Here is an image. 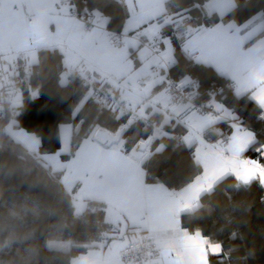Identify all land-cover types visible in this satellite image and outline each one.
<instances>
[{
    "label": "snow or ice",
    "instance_id": "6c2138e0",
    "mask_svg": "<svg viewBox=\"0 0 264 264\" xmlns=\"http://www.w3.org/2000/svg\"><path fill=\"white\" fill-rule=\"evenodd\" d=\"M118 3L122 15L113 27L106 0H0V118L9 121L0 127V264H47L33 246L37 240H44L56 264H210L225 246L201 228L182 226L181 217L198 218L203 201L230 176L238 189L253 182L264 189V140L235 108L216 99L223 100L224 88L212 85L202 102V82L188 74L192 65L213 72L235 97L256 105L264 120V0H193L190 7L178 0ZM177 42L187 67L178 62ZM49 51L59 54L49 69L58 84L82 85L71 116L80 114L84 124L87 105L96 117L82 139L80 125L60 124L52 151L41 149L42 133L19 125L25 98L13 80L18 67L25 82L43 78L41 54ZM170 70L180 73L178 84ZM185 88L191 89L186 95ZM26 90L29 99L40 95L30 84ZM122 117L115 130L101 127ZM220 123L229 132L216 129ZM177 126L187 134L166 130ZM210 132L215 143L207 140ZM167 140L195 148L194 174L169 175L180 161L157 159ZM250 151L255 155H246ZM33 173L35 180L29 179ZM101 210L109 231L85 244L67 238L69 219L87 223L89 212ZM37 223L42 227H33ZM73 248L86 251L69 260Z\"/></svg>",
    "mask_w": 264,
    "mask_h": 264
},
{
    "label": "trees",
    "instance_id": "16d2710c",
    "mask_svg": "<svg viewBox=\"0 0 264 264\" xmlns=\"http://www.w3.org/2000/svg\"><path fill=\"white\" fill-rule=\"evenodd\" d=\"M179 3L190 7L193 0H178ZM79 5H83L85 0H77ZM89 5L94 3V0H87ZM107 15L111 16L110 25L115 26L119 23V18L122 15V7L118 0H106ZM195 12V10H193ZM231 18V17H227ZM177 49L178 62L181 68L187 67L189 61L182 53L178 46V42L174 43ZM42 68L44 71L43 78L33 77L25 82L23 77L24 73L21 70L19 75L14 76L13 80L16 86L21 89L22 96L25 98L23 102V112L17 117L19 125L27 131H39L43 134L41 149L42 150H56L58 141L54 137V132L58 129L61 123L70 122L73 125H80L79 138L84 137V133L88 130L92 120L96 117L93 115V110L86 105L84 111L88 113L89 119L80 124L83 117L77 114L76 117L71 116V108L76 104V91L82 89L81 83L72 81L69 85L61 87L58 84L56 76L49 71L55 69L56 65L60 62L59 54L48 52L41 54ZM170 76L173 80L179 82L181 75L176 70H170ZM188 74L194 78L201 80L200 92L202 93L199 100L206 102L209 97L207 92L211 91V86L215 85L217 89L224 88L223 100L218 95L217 100H220L226 107L235 108L237 113L242 116L246 122L252 126L253 130L257 132L258 139L264 140V120L258 119L260 109L252 102L244 97H235L231 90L227 89L226 84L222 82V78L214 77L213 72L202 69L200 66L192 65L189 68ZM30 84L32 90H39L40 95L35 100L29 99L30 92L26 90V86ZM3 106L7 107V102L3 101ZM7 120L0 118V127H5ZM121 121H108L101 122V127H107L110 131L119 127ZM222 132H229L228 125L220 123L215 126ZM173 136H180L184 129L182 126H177L175 129H168ZM133 135L130 130L126 133L127 136ZM146 138V136H145ZM210 140H216L218 137L215 132H210L207 135ZM3 139V137H0ZM76 136L73 137L75 141ZM158 141L153 143V150L158 146ZM167 147L163 154H158L157 159L163 157H171L173 164L180 161L179 169L172 167L169 175L173 176L176 180L181 179L183 176H190L195 173V168L191 167V155L193 148L189 149L186 145L177 148L175 141L167 140ZM75 148V143H73ZM67 154L62 156L66 158ZM246 155L254 156L253 152H248ZM154 171L159 172V168H153ZM177 172L182 175H178ZM38 174L33 173L29 179H37ZM237 181L234 177H228L219 186L217 191L209 199L203 201L205 207L201 210L197 217H181L182 226L193 230L201 228L205 234L211 235L214 240L221 242L224 247L223 261L224 264H264V189L260 187L258 182L248 188L238 189L236 187ZM4 185H0V196L4 195ZM22 190H26L23 189ZM40 195V193H34ZM219 205V207H216ZM209 209H213L209 214ZM105 214L103 211L96 213L89 212L87 214V223L69 219L68 223L72 227V235L67 237L77 244L88 243L90 239L94 238L97 232L109 231L112 227L110 224L105 223ZM54 223V222H53ZM233 233L237 234V239L233 240ZM86 249L73 248L71 255L68 257L78 255L85 252ZM251 253V255H249ZM55 255L54 253H52Z\"/></svg>",
    "mask_w": 264,
    "mask_h": 264
},
{
    "label": "clouds",
    "instance_id": "9594fccd",
    "mask_svg": "<svg viewBox=\"0 0 264 264\" xmlns=\"http://www.w3.org/2000/svg\"><path fill=\"white\" fill-rule=\"evenodd\" d=\"M47 198V197H46ZM52 203H55L54 201H50ZM55 221H49V223H53ZM33 227L35 228H41L42 225L40 223H37L35 225H33ZM44 240H37V241H34L33 242V246H36V247H39L40 248V251H41V254L42 256H47L49 259L47 261V264H56V261L53 259V254L52 253H49L45 248H44ZM41 264H44L43 261H41Z\"/></svg>",
    "mask_w": 264,
    "mask_h": 264
},
{
    "label": "crops",
    "instance_id": "0c3cea01",
    "mask_svg": "<svg viewBox=\"0 0 264 264\" xmlns=\"http://www.w3.org/2000/svg\"><path fill=\"white\" fill-rule=\"evenodd\" d=\"M218 22V21H217ZM174 46V45H173ZM21 70L23 71V69H22V67H18L17 69H16V71L18 72V73H20L21 72ZM170 75V74H169ZM179 83V82H178ZM18 88V87H17ZM20 89V88H19ZM20 91H21V89H20ZM21 94H22V91H21ZM219 102H221L220 100H218ZM9 122V121H8ZM7 122V123H8ZM66 123H70V122H66ZM61 124H64V123H61ZM6 126H7V124H6ZM5 126V127H6ZM185 134H187L186 133V130H184L183 132H182V134L181 135H185ZM207 140H208V142L209 143H215V140H210V139H208L207 138ZM195 151V148L193 147V152ZM61 159L62 160H64L65 158H63V157H61ZM142 235H144V234H142ZM81 254H84V252L83 253H80V254H78V255H75V256H72L71 258H74V257H76V256H79V255H81ZM223 253L221 254V256H210V264H220V261H221V259H223ZM70 258V259H71Z\"/></svg>",
    "mask_w": 264,
    "mask_h": 264
},
{
    "label": "built area",
    "instance_id": "2783aa9c",
    "mask_svg": "<svg viewBox=\"0 0 264 264\" xmlns=\"http://www.w3.org/2000/svg\"><path fill=\"white\" fill-rule=\"evenodd\" d=\"M174 81H175V80H174ZM175 83L178 84V82H176V81H175ZM189 91H191V89H189V88H185V89H184V94L186 95L187 92H189ZM175 94L179 95V92H177V93H175Z\"/></svg>",
    "mask_w": 264,
    "mask_h": 264
}]
</instances>
